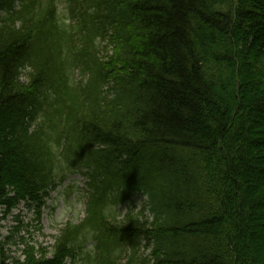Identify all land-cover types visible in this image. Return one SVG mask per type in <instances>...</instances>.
I'll return each instance as SVG.
<instances>
[{"label":"trees","instance_id":"trees-1","mask_svg":"<svg viewBox=\"0 0 264 264\" xmlns=\"http://www.w3.org/2000/svg\"><path fill=\"white\" fill-rule=\"evenodd\" d=\"M74 174L0 264H264V0H0V214Z\"/></svg>","mask_w":264,"mask_h":264},{"label":"rangeland","instance_id":"rangeland-1","mask_svg":"<svg viewBox=\"0 0 264 264\" xmlns=\"http://www.w3.org/2000/svg\"><path fill=\"white\" fill-rule=\"evenodd\" d=\"M76 78L81 76L76 73ZM85 178L81 174H74L68 180L52 191L45 206L41 208L40 218L35 208H29L21 203L11 212L3 216L0 214L1 233L11 236L6 244V250L11 255L20 256L23 246L49 245L58 230L67 222H80L85 216V200L87 187ZM142 198L138 197L136 209L140 208ZM118 217L122 219L127 213V206L117 207Z\"/></svg>","mask_w":264,"mask_h":264},{"label":"clouds","instance_id":"clouds-1","mask_svg":"<svg viewBox=\"0 0 264 264\" xmlns=\"http://www.w3.org/2000/svg\"><path fill=\"white\" fill-rule=\"evenodd\" d=\"M24 71H26V69H22V70H21V73H22L21 76H20V80H21V82H26L25 77L23 76V72H24Z\"/></svg>","mask_w":264,"mask_h":264}]
</instances>
